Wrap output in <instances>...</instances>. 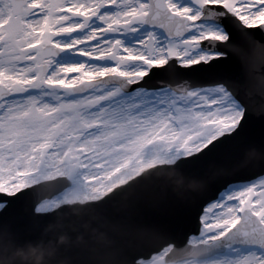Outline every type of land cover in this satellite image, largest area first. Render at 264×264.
Instances as JSON below:
<instances>
[{"label":"snow or ice","instance_id":"6c2138e0","mask_svg":"<svg viewBox=\"0 0 264 264\" xmlns=\"http://www.w3.org/2000/svg\"><path fill=\"white\" fill-rule=\"evenodd\" d=\"M253 50L264 0H0V264H264Z\"/></svg>","mask_w":264,"mask_h":264},{"label":"clouds","instance_id":"9594fccd","mask_svg":"<svg viewBox=\"0 0 264 264\" xmlns=\"http://www.w3.org/2000/svg\"><path fill=\"white\" fill-rule=\"evenodd\" d=\"M56 242L67 243L68 237L62 234L57 237ZM45 250H47V254L49 255L54 251V246L51 241L47 245L40 242L19 246L16 248L13 256L18 259L19 264H49V261L46 259Z\"/></svg>","mask_w":264,"mask_h":264},{"label":"bare ground","instance_id":"6f19581e","mask_svg":"<svg viewBox=\"0 0 264 264\" xmlns=\"http://www.w3.org/2000/svg\"><path fill=\"white\" fill-rule=\"evenodd\" d=\"M244 54V59H247V60H253L255 59L256 62H254V65L257 66V71L259 72V66H260V59L258 58L257 54L255 52H252V51H241L239 54Z\"/></svg>","mask_w":264,"mask_h":264}]
</instances>
